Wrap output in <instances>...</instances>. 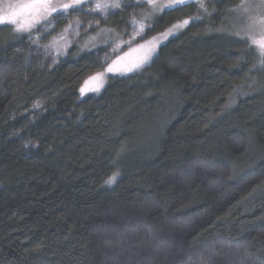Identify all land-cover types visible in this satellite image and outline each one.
<instances>
[{
	"label": "trees",
	"instance_id": "trees-1",
	"mask_svg": "<svg viewBox=\"0 0 264 264\" xmlns=\"http://www.w3.org/2000/svg\"><path fill=\"white\" fill-rule=\"evenodd\" d=\"M214 1L125 77L106 75L109 45L59 61L48 47L77 19L127 37L130 0L25 36L0 26V264H264V69L219 33L241 0Z\"/></svg>",
	"mask_w": 264,
	"mask_h": 264
},
{
	"label": "snow or ice",
	"instance_id": "snow-or-ice-1",
	"mask_svg": "<svg viewBox=\"0 0 264 264\" xmlns=\"http://www.w3.org/2000/svg\"><path fill=\"white\" fill-rule=\"evenodd\" d=\"M197 4L199 10L204 15H211L208 8L205 6L203 0H136L135 6L146 5L149 8V12L145 15V19H150L154 13H162L165 10L175 11L177 9L188 7L189 5ZM90 5H94L89 7ZM127 3L122 4L121 0H114L112 3L104 2V0H0V25L10 24L14 26L16 33H32L34 28L38 25L43 26L44 29H50L54 26L53 18L55 16L68 17L72 13L83 12L86 8H89L92 13H99L103 18H107L111 10L122 9L127 7ZM214 11V10H213ZM230 12L235 13L244 19L245 24L243 27L237 29L231 35L248 43L257 51L259 58V68L264 69V0H260L258 4L249 3L248 0H241V3L237 4L235 8L230 9ZM200 20V16L188 17L182 20H178L176 23L161 34V37L166 39L174 32L184 29L190 23H195ZM98 24L99 22L96 21ZM132 27L135 31L131 35V39L128 41L116 42L113 41L115 47L113 52L117 51L123 43L131 45L132 40L137 35H143L145 30V24L142 21H138L135 17L131 21ZM76 29H79L80 21H75ZM91 27V25H89ZM72 28L70 23L64 31L67 32ZM101 31H104L103 29ZM77 34H79L77 32ZM55 46V44L53 45ZM157 47L156 38L152 41H148L145 44H138L136 48H133V52H138L139 55L127 64H121L120 62L125 60L126 57H117V60L113 61L106 69V72L117 71H133L136 68L141 67L152 56L155 48ZM59 51V49H57ZM119 65V66H118ZM105 73H97L96 75L85 81L87 86L89 82H94L91 88L81 87V93L88 91H99L103 86V76ZM115 180V174L109 178L108 183H112Z\"/></svg>",
	"mask_w": 264,
	"mask_h": 264
},
{
	"label": "rangeland",
	"instance_id": "rangeland-1",
	"mask_svg": "<svg viewBox=\"0 0 264 264\" xmlns=\"http://www.w3.org/2000/svg\"><path fill=\"white\" fill-rule=\"evenodd\" d=\"M130 1L136 3V0H130ZM104 2L112 3V2H114V0H104ZM161 2H163V0H161ZM203 2L205 4V6L208 8L209 13H211L213 11V9L216 8V5L214 4V2L216 3V1H214V0H203ZM248 2L252 3V4H258V3H260V0H248ZM121 3L124 4L125 0H121ZM90 6H94V5H90ZM194 6H195L194 10L197 13L196 16H200V18H201L199 22L206 21L208 18H210V17H206L208 15H204L199 10L197 4H194ZM125 8L126 7H123L122 9H118V10H111L109 15H111L113 13L123 12L125 10ZM88 10H89V8H88ZM229 10L230 9H228L225 12L224 21L220 22L219 33L224 34V35H229L231 37H235L234 35H231V33H234L237 29L243 27L245 24V21L242 17L237 16L235 13L230 12ZM149 11L150 10H149L148 6L141 5L137 10L138 15L136 13L132 14V17L130 18L129 23H128L130 25V26L128 25L130 32L127 35V37H125L126 34L122 36V35L116 34V32H114V31L105 30L106 27H97L98 24H90L91 27H89V25H84V24L80 23L79 29H76V25H75V21H74L72 23V28L69 31L65 32L62 36L55 39L50 44V46L48 47V52L52 55L54 60L59 61V60H62L66 57L68 51L71 48H77L81 52H86V51L92 52V51H95L97 49L104 48L106 45H109L111 47H110V51L107 53L108 63L106 65V68L110 64H112L113 61L117 60V57H126V59L121 61L120 63L121 64H127V63L131 62L132 60H134L139 55L138 52L132 51L133 48H136L138 46V44H145L148 41L153 40V39H150L147 41H143V38H144L147 30L153 25L154 21L163 12L162 13H154L150 19H145V15H142V14H147ZM165 11H167V10H165ZM95 14L96 15L98 14L100 17H102L99 13H95ZM54 16H55V14H54ZM133 17H135L136 20L142 21L145 24V30H144L143 35L142 36L137 35L135 37V39L132 40L131 45H129L127 43H123L122 46L119 49H117V51L113 52L112 49H113V47H115V44L113 43V41H116L119 43V42L128 41L131 39V35L135 31V29L132 27V24H131ZM193 17H195V16H193ZM102 19H103V17H102ZM4 25L9 26V27L11 26L12 29H14L13 25H10V24H4ZM0 26H3V25H0ZM40 26L41 25H38L37 28ZM187 27L174 32L173 34L169 35L166 39L161 37L162 33L157 35L155 37L156 42H157V47L155 48L154 52L152 53L151 58L146 63H144L141 67L145 66L154 57V55L157 53L160 46H162L164 43L166 44L168 41L175 38L182 31H184ZM37 28H34L32 30V32L34 30H36ZM102 29L104 31H101ZM77 32L79 34H77ZM29 34L30 33L25 32V33H16L15 35L16 36H25V35H29ZM54 44H55V46H53ZM249 48L254 53V55L256 56L257 51L251 46ZM57 49H59V51H57ZM257 58H258V55H257ZM255 66H256V68H259V60H258V62L255 63ZM141 67H139V68H141ZM139 68H136L135 70L130 71V72H128V71L106 72L107 73L106 75L107 76L110 75L112 77H125L127 75L133 74ZM105 82H106V79L103 78V86L100 88V90L98 92L86 90L84 93H87V94H83L80 91L81 98L83 99L85 97L92 96V95L99 93L104 88ZM90 83H91V81H90ZM93 83L94 82L89 84L90 88L92 87Z\"/></svg>",
	"mask_w": 264,
	"mask_h": 264
}]
</instances>
